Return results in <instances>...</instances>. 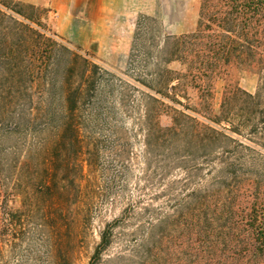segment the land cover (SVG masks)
Instances as JSON below:
<instances>
[{"label":"trees","instance_id":"trees-1","mask_svg":"<svg viewBox=\"0 0 264 264\" xmlns=\"http://www.w3.org/2000/svg\"><path fill=\"white\" fill-rule=\"evenodd\" d=\"M33 23L30 16L0 2V147L3 140L14 141L13 147L0 148V154L5 163L14 165L19 146L25 147L27 134L32 137L18 173L23 178L31 176L39 196L35 202L50 206L59 189L49 168L50 159L56 160L58 167V153L77 141L71 116L79 99L89 95L91 108L103 116L111 111L103 103L113 98L115 85L102 75L95 79L98 67L66 49L79 69L81 85L72 88L64 82L45 83L38 91L34 88L41 97L35 103L4 98L15 83L18 94L31 90L32 86L21 84L22 76L32 83L41 74L14 65L22 57L33 60L31 46L45 39ZM141 55L149 57L135 46L129 61ZM157 61L153 73H137L145 81L137 80L136 85L144 90L138 92L137 100L143 108L144 188L151 191L156 178L166 188L164 200L153 207L151 202L160 197L150 194L145 207L136 206L139 201L129 204L105 223L88 264H264V105L256 94L230 86L225 88L215 115L207 101L213 78L226 76L230 67L245 72L264 66V0H201L195 29L177 37L166 35ZM173 61L185 66V72L164 67ZM50 73L54 78L56 72ZM68 73L75 71L67 69L64 75ZM186 78L200 94L198 110L177 99L176 91L187 85ZM8 80L7 85L1 83ZM55 95L62 103L56 105ZM14 109L19 110L16 116ZM160 113L170 114V125L159 126ZM39 121L54 130L49 141H38L41 133L35 127ZM51 121L56 124L50 125ZM172 171L180 172L182 178L170 181ZM248 193L250 201L245 200ZM64 194L63 201H68V191ZM240 197L244 201H239ZM239 202L246 206L240 209ZM139 214L144 219L142 234H126L123 230ZM46 221L54 223L49 217ZM116 241L123 242L121 251L104 260L103 255Z\"/></svg>","mask_w":264,"mask_h":264},{"label":"rangeland","instance_id":"rangeland-1","mask_svg":"<svg viewBox=\"0 0 264 264\" xmlns=\"http://www.w3.org/2000/svg\"><path fill=\"white\" fill-rule=\"evenodd\" d=\"M35 1L0 0L5 7L30 16L34 22L32 27L45 37L31 46L33 60H22L25 59L22 57L20 61L13 62L20 69L28 66L41 72L32 83L25 76L20 78L23 86H32L31 90L16 93L18 85L13 80L11 85L14 87L15 83L16 87L8 94L4 92V98L10 97L15 103H35L41 97L34 92V88L38 91L37 87L41 88L45 83L59 85L64 82L72 88L81 85L79 69L69 59L66 49L89 64L96 65L98 71L95 79L102 75L115 85V92L113 98L105 99L103 104L110 106L111 111L108 114L104 112L103 116H98V111L95 113L94 108H91L93 99L89 95L79 99L71 116L77 128V141L74 145L68 143L58 153V167L56 160L50 159L49 168L53 181L59 187L50 206L42 201L35 202V198L39 196L32 187L31 176L23 178L18 173L19 163L26 154L25 147L34 141L32 137L27 134L25 147L19 146V156L13 159L14 165L5 163L6 158L0 154V264H88L105 223L118 217L129 204L134 205L139 201L136 206L145 207L150 203V194V197H160L157 202H151L153 207L161 205L164 200L162 195L166 194L163 193L166 188L156 178H153L151 191L148 187L144 188L146 185L143 173L147 170V165L142 145L143 134L140 131L143 108L137 101L140 99L138 92L144 90L136 85V81H145V78H139L137 73L149 74L155 71L157 55L166 35L177 37L195 29L201 0H165V4L169 2L170 6L163 15L166 22L142 16L137 21L130 41H101L99 48L96 41L58 34L49 19V1L42 0L41 4H36ZM135 46L140 51L148 52L149 57L145 59L141 55L129 61V55ZM163 65L174 72H185V66L176 61ZM127 66L135 72H127ZM67 69H72L75 73L65 76ZM51 71L56 72L54 78H51ZM8 81L1 83L7 85L11 82ZM186 81L187 85L176 91L180 95L177 99L183 105L198 110L201 105L200 94L191 86L190 78H186ZM229 86L256 94L264 105V66L245 72L230 67L226 76L213 78L210 98H207L211 115L219 110L223 92ZM54 99L56 105L58 102L62 103L59 96L55 95ZM132 99L134 101L131 105L134 108L130 109ZM18 112L19 110L14 109L13 114L16 116ZM157 123L161 127L170 125V114L157 115ZM55 124V121L50 122V125ZM35 129L41 133L38 141H49L54 136V130L50 126L44 128L41 121ZM13 145L14 141L3 140L0 148L8 149ZM181 178L180 172L172 171L169 176L170 181ZM142 188L145 190L139 193L137 190ZM65 190L69 193L68 201L62 199ZM245 200L250 201L249 193ZM239 201L244 199L240 197ZM245 203L239 202V208L246 206ZM47 217L54 221L53 225L44 222ZM140 217L143 215L139 214L138 219L131 221L123 231L140 236L144 220ZM122 243L116 241L103 255V259L113 258L121 251Z\"/></svg>","mask_w":264,"mask_h":264},{"label":"crops","instance_id":"crops-1","mask_svg":"<svg viewBox=\"0 0 264 264\" xmlns=\"http://www.w3.org/2000/svg\"><path fill=\"white\" fill-rule=\"evenodd\" d=\"M42 0H36L41 4ZM49 19L56 32L69 38L97 42L130 41L142 16L162 22L169 2L165 0H48Z\"/></svg>","mask_w":264,"mask_h":264}]
</instances>
